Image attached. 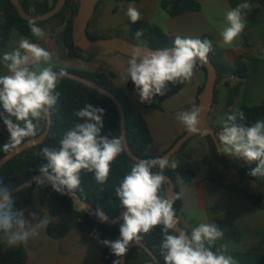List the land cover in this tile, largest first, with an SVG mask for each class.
I'll return each mask as SVG.
<instances>
[{
	"label": "clouds",
	"instance_id": "1",
	"mask_svg": "<svg viewBox=\"0 0 264 264\" xmlns=\"http://www.w3.org/2000/svg\"><path fill=\"white\" fill-rule=\"evenodd\" d=\"M250 9L248 0H243L226 13L227 26L220 33L224 44L233 43L244 31ZM126 15L132 23L142 19L141 12L132 4H129ZM28 27L34 37L45 38V31L35 20H29ZM142 34V30L135 33L137 38ZM130 51L124 83L131 80L140 102L151 103L155 96H164L170 85L192 82L198 62L199 65L208 63L212 41L176 36L171 48L151 51L135 46ZM54 56V52L25 37L16 41L10 51L0 54V62L7 70L6 75H0V120L9 133L8 141L2 146L4 152H11L25 141L35 146L34 138L43 131L42 123H46L51 112L57 109L60 93L56 88L68 75V65L59 66L57 58L55 67L58 70H54ZM202 112L201 107L193 104L190 110L178 112L176 120L187 131L198 133ZM104 114L103 108L86 104L73 113L82 122L65 131L58 147L45 146L35 153L47 161L39 167L42 175L34 177L38 186H50L61 195H69L80 188L82 171L92 173L98 184L107 182L111 165L124 153L125 145L121 136H113L111 132L101 134ZM244 119V113L238 110L227 116L218 134L217 151L249 164L256 162L248 174L264 177V119L250 126L237 122ZM203 134L207 135V132ZM167 168L175 170L177 163L161 156L136 160L115 188L119 207L124 209L119 238L99 241L117 257L113 264H122L120 258L127 253L129 246L139 243L143 234L156 226H162L160 248L164 264H236L233 257L226 254L228 249L225 246L212 250L215 242L224 237L223 230L215 223H199L190 234L184 230L176 231L173 206L179 196L169 197L163 190V172ZM77 210L87 212L88 208L83 205ZM26 211L16 206L10 187L0 180V242L6 247L26 244L30 238L38 237L40 230L49 224L46 216L36 212L26 215ZM96 214L101 222L109 219L100 209Z\"/></svg>",
	"mask_w": 264,
	"mask_h": 264
},
{
	"label": "trees",
	"instance_id": "2",
	"mask_svg": "<svg viewBox=\"0 0 264 264\" xmlns=\"http://www.w3.org/2000/svg\"><path fill=\"white\" fill-rule=\"evenodd\" d=\"M118 4L124 1L140 2L141 0H114ZM23 7L28 13L32 15H40L50 11L56 4L57 0H53L51 3L49 0L36 2L32 4L31 0H20ZM251 9L249 16L252 22L258 21L260 14L264 17V0H249ZM80 5V0H67L63 10L52 17L51 19L43 22H39L38 26L42 29L45 25L56 23L57 25H65L63 31L62 42L66 51V57L71 61L90 63L93 56L87 54L83 50L75 46L73 40V20L76 16ZM161 8L165 10L170 16L176 17L187 12H198L201 11L200 0H162ZM71 13L70 17L67 18V14ZM29 21L24 19L12 0H0V45L2 48H6L11 43V35L14 31H17L21 36L27 37L32 43H39V39L34 37L28 27ZM130 38H136L145 41V43L153 49L171 48L174 43L175 36L166 33L160 26L151 24L145 20H139L136 23L129 22ZM142 30V35L137 38L135 33ZM90 39L97 40L99 36L91 35L88 31ZM187 38V37H181ZM200 39H209L212 41V51L208 54V58L214 64L218 72V78L216 82V97L214 100V106L218 103L219 98V86L222 82L228 79H235L229 85L227 94V116L234 113L235 111H242L245 119L243 121H237L245 126H250L257 120L264 119V104L249 105L243 103L240 107L234 108V104L237 98L240 96L241 90L243 89L249 74L250 64L253 57L250 55H241L237 57L233 65L229 64L225 59V51L216 45L213 38L208 35H202ZM249 47H253L252 44H248ZM199 65V63H198ZM54 70H58L54 68ZM205 75L207 76V68L203 67ZM67 72L74 73L83 76L105 89L111 91L122 103L125 114H126V127H127V138L129 145L133 153L141 158H150L145 155L147 148L153 143V135L151 133L149 124L144 116L135 111L131 99L129 97V91H134L135 86L131 80L127 83V89H122L114 82L115 73L101 71H89L80 70L75 68L67 67ZM185 84H177L169 87V90L164 96H157L158 102L155 105L156 108L162 109V105L165 101L178 94ZM205 85L199 89L197 106H199V95L204 90ZM56 91L60 93L57 109L51 112L52 122L49 135L43 143L28 148L24 152L20 153L2 168H0V180L5 185L14 189L30 178L39 174V167L47 161L41 157L35 155L41 148L58 147V141L63 136L65 131L72 128L75 123L82 122L79 118L73 115L79 109H82L86 104L90 103L94 107L103 108L104 114V127L101 134L107 135L111 132L113 136L122 137L121 128V117L115 102L108 96L100 93L99 91L77 81L72 78L64 77L58 84ZM2 110V109H0ZM48 120L46 123H42L43 131L37 136L39 137L47 128ZM216 133L219 129L213 127ZM203 136L207 139L210 154L204 159L206 165H208L213 159H219L226 170L239 169L245 173H249L252 168L256 166V162L246 163L240 158H228L222 153L217 151V142L209 134ZM36 137V138H37ZM9 133L6 132V126L3 121L0 120V159L7 153L3 151L2 146L8 141ZM123 138V137H122ZM35 139V138H34ZM179 139V138H178ZM192 138L188 140L183 147L176 153V155L170 159L177 163L175 170L167 168L163 174L169 176L175 184L176 195L179 196L174 203V210L176 216L181 215L183 208L182 198L179 192V182H191L196 177V171L194 170L191 161L193 155L188 151V146ZM27 142V141H25ZM24 142V143H25ZM23 143V144H24ZM124 143V142H123ZM22 145V144H21ZM9 153V152H8ZM166 153V152H165ZM134 160L128 155L126 149L124 153L116 158L111 165V171L108 180L105 184L101 185L96 182L92 173L81 172V185L77 189V193L81 200L90 203L96 209L102 210L104 213L109 215L111 218L117 217L124 209L119 207V199L115 194V188L119 185L124 175L130 170V165ZM158 171V169H153ZM249 175V174H248ZM250 176V175H249ZM256 183L264 185V177H253L250 176ZM217 184L219 181H214ZM168 184L165 182L163 190L167 192ZM28 193H39L45 201L50 199L47 204L48 211L51 219L47 227L48 235L53 239H60L67 236L73 229H81L83 231L95 234L100 240L115 241L119 238V227L123 222L121 221L115 226L108 225L106 223H100L96 219L92 218L89 212L78 211V205L73 201L69 195H61L55 192L50 186H38L36 183L32 187L25 191ZM21 193L13 196L16 201V206L22 208V203L18 200V196ZM253 204L264 210V194L257 195L254 197H248ZM225 223L231 228L233 239L235 241L241 240V232L237 225L232 220L226 218ZM186 232L190 234V231L181 224ZM162 226H156L151 232L143 234L142 242L157 256L159 261L164 264L163 256L161 254V240H162ZM142 249L149 257L154 261L151 255L141 247L133 248L127 255V264H130V257L134 250ZM217 246L212 248L216 251ZM102 260L105 264H113V261L117 259L111 253V250L104 246L102 253ZM121 259V258H120ZM28 253L23 246L6 247L0 242V264H27ZM155 262V261H154ZM156 263V262H155ZM157 264V263H156Z\"/></svg>",
	"mask_w": 264,
	"mask_h": 264
},
{
	"label": "crops",
	"instance_id": "3",
	"mask_svg": "<svg viewBox=\"0 0 264 264\" xmlns=\"http://www.w3.org/2000/svg\"><path fill=\"white\" fill-rule=\"evenodd\" d=\"M41 1L45 0H31L32 4ZM49 1L53 3V0ZM161 1H124L118 4L114 0H105L98 4L88 31L94 36L106 38V35L110 34V38L126 39L136 44L137 41H140L144 45L143 42L145 43V41L130 38V19L127 17L126 12L129 4H132L141 12V20L158 25L166 33L175 37L194 38L208 34L213 38L214 43L225 51V59L229 64L233 65L237 57L241 55L253 57L249 77L234 104V108L240 107L243 103L249 105L264 104L263 15L258 16L257 22H252L248 11L244 31L233 43L224 44L220 33L227 26L226 13L234 9L243 0H200L201 11L187 12L176 17L170 16L161 8ZM70 15L69 12L67 18ZM117 20L123 22V28L118 25ZM64 29V24L60 26L56 23L45 25L43 30L46 36L44 39H39V43H37L55 53L54 68H57L55 67V61L58 58L59 66L67 64L70 68L80 70H105L97 66L98 64L102 65L97 59H92L90 63L69 60L66 57L62 42ZM21 37L24 36L14 31L9 46L2 48L0 45V54L15 47L16 41ZM248 44H252L253 47H249ZM6 74L7 70L0 62V75ZM206 81L207 76L202 67L198 65L194 71L192 82L190 84L185 83L184 88L178 94L163 103L162 109L155 107L158 102L157 96L153 98L151 103H141L137 91H129L135 111L144 116L153 135L154 140L147 148L146 156L155 158L163 155L174 145L178 138L187 132L183 125L176 120V114L180 111L190 110L193 104H197L199 89L206 85ZM234 81L235 79H228L219 86L218 103L213 106L209 115L212 127L219 129V132L223 127V123L227 121V94L229 85ZM114 82L118 87L127 89L128 81L124 83L116 73ZM188 151L193 155L191 164L196 171V177L191 182H184L183 180L179 182V192L183 202V208L179 216L181 224L191 232L192 228L199 223L213 222L224 232V237L215 242L217 248L225 246L228 249L226 254L232 256L236 264H264V210L253 204L248 198L263 195L264 190L259 193L256 188L257 185L264 188V185L255 183L256 185L251 186L247 184L249 188L253 187L255 189L256 193L254 194L248 193L240 187L229 185L220 180L219 177L212 175L213 169L209 164L207 165L208 169L204 172H200L194 166L195 150L191 142ZM226 157L238 158L235 156ZM215 180L221 184L215 183ZM18 200L22 203V208L27 210L26 215L28 212H36L46 216L50 222L51 216L47 208V201L41 194L30 193L18 198ZM226 218L232 220L239 228L242 235L240 241L233 239L231 228L225 223ZM47 227L40 230L38 237L30 238L26 244L20 245L28 253L27 264H105L101 256L104 245L99 242L101 240L96 235L81 229H73L65 237L53 239L48 235ZM129 263L156 264L142 249L133 251Z\"/></svg>",
	"mask_w": 264,
	"mask_h": 264
},
{
	"label": "water",
	"instance_id": "4",
	"mask_svg": "<svg viewBox=\"0 0 264 264\" xmlns=\"http://www.w3.org/2000/svg\"><path fill=\"white\" fill-rule=\"evenodd\" d=\"M103 1L105 0H80L78 12L73 20V31H72L73 40H74V44L76 47H78L79 49L83 50L84 52H86L87 54L91 56H106L110 54H120L121 56H126L129 58H131V51H130L131 47L139 46V47L144 48L145 50H151V51L159 50V49H153L147 44L139 45L130 40L121 39V38H99L97 40L90 39L88 35L90 21L96 12L98 4ZM12 2L14 3L20 15L24 19L28 21L35 20L37 23H39V22L47 21L51 19L52 17H54L55 15H57L58 13H60L65 7L67 0H57L55 6L50 11L44 14H40V15H32L28 13L27 10L21 4L20 0H12ZM200 66L202 68L203 67L207 68L206 85H205L204 90L199 95V101H200L199 107L203 109V112L201 114V124L198 125L201 131L198 133H191L187 131L184 135H182L174 143V145L166 153L161 155V157H168L169 159L173 158L188 140H190L191 138L195 136L203 135L205 131L207 132V134L213 137V139L218 144L217 133L214 131L210 123V120H209V115H210L211 109L214 106V100L216 97V82L218 78V72H217L216 67L214 66V64L211 62L209 58H208V63L200 65ZM67 73L68 75H66L65 77L77 80L99 91L100 93L108 96L110 99H112L115 102L120 112L122 137H123V142H124L125 149L128 155L134 161L144 159V158H141L135 155L130 148L129 141L127 138L126 114H125V109L121 101L111 91L105 89L104 87L98 85L97 83L83 76H80L74 73H69V72ZM57 74L59 73L57 72ZM47 120H48V125H47L46 130L39 137L35 138L37 142L36 145L43 143L44 140L49 135V132L51 129V122H52L51 115L49 116ZM31 147L33 146H31L28 142H25L24 144L18 146L16 149H13L11 152L7 153L4 157L0 159V168H2L11 159H13L14 157H16L17 155H19L20 153L24 152L25 150ZM41 175L42 174L39 173L35 175L34 177L41 176ZM163 175L165 177V182L168 184L166 194L169 197L176 195L175 184L173 183L172 179L165 174ZM34 177L30 178L22 185L14 189H11L10 192L12 196H15L18 193L29 190L32 187V185L35 183ZM70 196L72 197L73 201L78 205V207L85 205L88 208L87 212H89L91 217L96 219L100 223H106L108 225L115 226L122 221L123 211L115 218H111L109 215L105 213V215L108 216L109 219L107 222H101L98 219L97 214H96L97 209L90 203L81 200L77 191L70 193ZM176 218H177V224L175 225L176 231L179 232L180 230H184V228L181 225L179 217L176 216ZM135 247H141L145 249L151 255V257L154 259V261L157 264H162L157 258V256L151 251V249H149L142 241H140L139 243L134 242L129 246L127 253L123 257H121L122 264H127V255Z\"/></svg>",
	"mask_w": 264,
	"mask_h": 264
},
{
	"label": "rangeland",
	"instance_id": "5",
	"mask_svg": "<svg viewBox=\"0 0 264 264\" xmlns=\"http://www.w3.org/2000/svg\"><path fill=\"white\" fill-rule=\"evenodd\" d=\"M117 23H119L118 25H120L121 28H123L122 21L117 20ZM106 36H107L106 38H110V34ZM137 44L142 45L140 41H137ZM143 44L145 43L143 42ZM93 59H97L99 62L102 63V65L100 64L97 65L101 69H105L107 71H114L119 76V79L121 81L125 82V80L127 79L126 69L128 67V61L130 59L129 57L127 58L126 56H121L120 54H110L106 56H93ZM122 89H125V87H123ZM191 145L195 150V158L193 164L198 170H200V172H204L206 169H208L207 165L204 162V159L210 154L208 141L203 135H198L192 138ZM209 166L212 167L213 169L212 175L219 177V179L224 181L225 183L232 185L234 187H240L244 191L251 194L256 193L253 187L249 188L247 186V184L254 186L256 185L255 184L256 182L253 179H251L250 176L244 171L239 169L226 170L223 168L222 163L218 159H213L209 163ZM256 189H258L257 192L259 193L262 190H264V188L258 185ZM29 194L30 193L28 192H23L18 196V198H21ZM46 201L48 202L50 201V199H46Z\"/></svg>",
	"mask_w": 264,
	"mask_h": 264
},
{
	"label": "built area",
	"instance_id": "6",
	"mask_svg": "<svg viewBox=\"0 0 264 264\" xmlns=\"http://www.w3.org/2000/svg\"><path fill=\"white\" fill-rule=\"evenodd\" d=\"M218 134H219V132L217 133V139H218Z\"/></svg>",
	"mask_w": 264,
	"mask_h": 264
}]
</instances>
